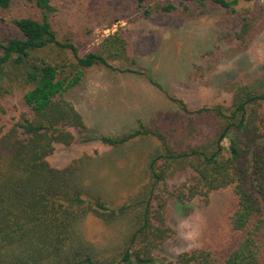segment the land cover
I'll list each match as a JSON object with an SVG mask.
<instances>
[{"label": "trees", "instance_id": "obj_1", "mask_svg": "<svg viewBox=\"0 0 264 264\" xmlns=\"http://www.w3.org/2000/svg\"><path fill=\"white\" fill-rule=\"evenodd\" d=\"M32 1L41 20L16 19L19 33L0 37V264H109L78 230L88 215L108 224L134 221L117 264H264V70L228 83L229 99L215 105L190 109L169 96L180 106L178 112L160 113L154 126L141 125L122 138L102 137V143L115 147L138 137L160 142L149 156L147 181L127 202L114 207L85 184L86 159L56 168L48 158L57 145L76 141L74 130H87L82 115L64 99L85 70L104 65L119 73L145 74L111 62L131 57L119 34L105 41L103 51L80 56L75 44L59 39L50 21L57 12L52 0ZM148 1L137 0L138 7L145 9ZM169 1L145 9V16L181 7L187 18H193L210 6L223 9L226 19L239 13L240 0H178V5ZM243 1L262 4L244 10L239 29L226 36L236 42L234 53L248 51L264 30V0ZM11 2L0 0V12ZM48 47L71 50L77 63L48 62L38 55ZM69 66L76 71L74 78L64 75ZM148 80L162 90L158 82ZM19 90L24 91L27 111L11 124ZM181 172L186 180L180 186L159 189ZM227 188L237 198L229 224L238 238L230 251L221 255L204 247L183 252L175 260L158 259L157 249L174 235L168 223L169 204L185 206L197 198L208 203L212 193Z\"/></svg>", "mask_w": 264, "mask_h": 264}, {"label": "rangeland", "instance_id": "obj_2", "mask_svg": "<svg viewBox=\"0 0 264 264\" xmlns=\"http://www.w3.org/2000/svg\"><path fill=\"white\" fill-rule=\"evenodd\" d=\"M172 1L179 4L178 0ZM169 2L150 0L145 9L154 10ZM52 3L57 12L50 15V21L59 39L75 44L80 56L103 51L105 41L119 34L127 41L131 57L111 62L118 68L145 74L119 73L104 65L85 70L79 84L64 99L82 115L87 130H74L76 141L71 146L57 145L48 158L56 168L86 159L85 184L114 207L127 202L147 181L148 159L160 142L154 137H138L115 147L102 143V137L122 138L141 125L154 126L160 113L178 112L180 106L169 96L183 100L190 109L215 105L229 99L228 83L264 70V30L243 53H234V39L226 40L229 33L234 35L239 29L244 10L253 11L262 4L260 1L240 0L239 13L227 19L225 11L215 6L193 18H187L181 7L173 13L154 12L147 18L137 0ZM25 17L41 20L40 10L32 0H12L10 8L0 12V37L17 35L13 21ZM38 55L52 63H77L69 49L48 47ZM64 75L74 78L76 71L69 66ZM148 78L158 82L162 90ZM23 93L19 90L13 99L16 111L11 115V124L27 111ZM185 180L183 172L177 173L167 181L168 186L161 185L159 189L173 190ZM236 204L232 188L212 193L208 203L198 198L185 206L170 203L168 223L174 235L157 249V258L175 260L183 252L204 247L227 254L238 238L229 224ZM133 222L126 218L108 224L88 215L78 230L94 245L101 260L117 264Z\"/></svg>", "mask_w": 264, "mask_h": 264}]
</instances>
